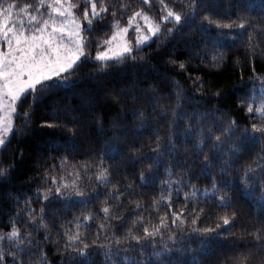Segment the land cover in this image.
<instances>
[{
  "label": "snow or ice",
  "instance_id": "6c2138e0",
  "mask_svg": "<svg viewBox=\"0 0 264 264\" xmlns=\"http://www.w3.org/2000/svg\"><path fill=\"white\" fill-rule=\"evenodd\" d=\"M197 17L200 35L187 58H167L187 72L192 95L173 77L166 92L149 84L105 93L118 106L107 122L88 92L76 115L66 108L63 118H40L39 128L71 139L90 138L92 129L106 139L83 159L70 157L76 146L66 140L63 155L37 161L28 180L39 183L14 198L0 227V264H205L224 247L230 253L215 264H264V72L256 69L264 62V0H0V150L35 126L32 105L45 91L76 86L70 78L80 65L95 61V73L110 62L144 61L136 55L143 47H159L160 37H174ZM232 48L239 50L235 110L243 125L215 105L194 106L197 93L219 100L224 91L187 71L194 58L197 67L219 68ZM18 157L23 149L0 160V181L11 179ZM117 157L125 172L141 166L131 180L113 174ZM145 186L158 189L150 201L137 191ZM234 188L250 209L239 226ZM209 204L223 211L214 226H201Z\"/></svg>",
  "mask_w": 264,
  "mask_h": 264
},
{
  "label": "trees",
  "instance_id": "16d2710c",
  "mask_svg": "<svg viewBox=\"0 0 264 264\" xmlns=\"http://www.w3.org/2000/svg\"><path fill=\"white\" fill-rule=\"evenodd\" d=\"M209 2L217 3L220 0H209ZM198 22L199 17L196 18L194 24L184 27L182 32L175 34L174 37L167 39L160 37L161 43L159 47L156 42H150L148 46L143 47L136 55L138 57H147L144 61L137 60L133 62L129 59L122 63L110 62L106 68L95 73L92 72V69L98 67L97 63L95 61H87L80 65L70 78L75 82V87L47 90L33 103L32 111L35 126L30 127L19 137L13 135L8 146L0 150V160H4L5 162L12 158L14 150L16 153H19L20 149L24 151L23 159L18 157L13 161L15 167L11 171V179L7 182L0 181V227H3L2 222L8 218L10 211L15 210L14 198L17 196L23 198L24 195L29 194L30 189L39 183L38 180L34 182H29L28 180L29 177L34 176L37 170V161L43 164L44 158L50 154L56 156L63 155L66 140L74 143L76 146V152L69 153L70 157L75 156L76 159H83L86 152L101 149L103 141L106 139L104 136L97 137L94 129H92L90 138L85 139L81 135L71 139L66 133L58 129L39 128L40 118H50L53 112H56L63 118L66 108L75 110L71 112V115H76L81 109L82 93L88 92L95 100L92 108L97 113L102 114L105 122H107L118 106L113 105L110 98H105V93L112 90L129 89L132 85H137L143 90L149 84L155 86L158 90L166 92L172 88L173 77L184 85L188 95H192L193 89L190 86L187 72H180L175 66L167 64V58L169 53H173L178 60L187 58L189 54V42L200 35L199 32L194 31ZM213 35H215V30H213ZM89 50L92 56H95L94 44L90 45ZM237 55H239L237 48L227 50L225 62L219 68H209L204 65L197 67L198 58H194L189 63L187 71L203 75L206 84L210 81L214 85L213 91L215 88H221L224 91V96L219 100L209 98L200 99L197 93L193 100L194 106L206 107L215 105L229 114L235 115L240 120L241 125H243L245 122L243 112L235 110V99L238 95L242 94L238 90L241 70L233 64V59ZM256 69L257 72H264V62L258 60L256 62ZM243 73L244 80L247 81L250 75L249 69L245 67ZM85 76L89 78L84 79ZM81 79L83 80L82 83ZM205 91H207V88H205ZM27 104L28 100H25L24 105L21 107L23 108ZM109 107H111L112 111H109ZM16 123L19 124L18 119ZM57 146L59 147L57 148ZM48 163H52V161L49 160ZM117 166L113 168V174L115 175L119 171L121 177L128 175L129 180L132 179L130 174L133 168L138 169L141 167L140 165H127V172H125L123 161L119 157H117ZM157 190L152 186L137 187V191L144 193L145 201H150L154 192ZM229 194L233 198V204L236 206L237 211L241 213L240 218L237 220V226H239L250 215V209L247 207L238 188H234ZM35 206L38 207V204ZM58 206L54 204L51 207ZM73 211L72 208L68 209L67 218H71ZM75 211H79V209ZM216 211L222 212L223 210H217L214 204L207 205V210L204 214L205 219L201 221V226H208L209 223L214 226V215ZM147 214V212L144 213L145 216ZM210 217L211 220L209 219ZM42 235L43 233H41ZM237 243H242V241L238 240ZM230 251L231 249L227 247L217 248L213 256L205 258V264H215L217 256L228 254ZM54 259H59V257H54ZM95 259L97 262L99 261V257Z\"/></svg>",
  "mask_w": 264,
  "mask_h": 264
}]
</instances>
